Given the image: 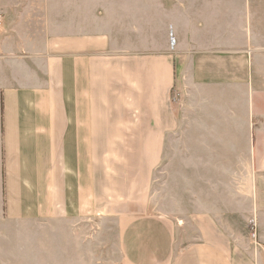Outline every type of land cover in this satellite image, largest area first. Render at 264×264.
Returning <instances> with one entry per match:
<instances>
[{"label": "crops", "instance_id": "0c3cea01", "mask_svg": "<svg viewBox=\"0 0 264 264\" xmlns=\"http://www.w3.org/2000/svg\"><path fill=\"white\" fill-rule=\"evenodd\" d=\"M0 213L105 214L121 264H264V0H0Z\"/></svg>", "mask_w": 264, "mask_h": 264}, {"label": "rangeland", "instance_id": "374dc122", "mask_svg": "<svg viewBox=\"0 0 264 264\" xmlns=\"http://www.w3.org/2000/svg\"><path fill=\"white\" fill-rule=\"evenodd\" d=\"M104 215L63 220L41 214L36 220H11L0 213V264H121L115 219ZM248 223L237 227L244 236L242 249L249 252L257 239L264 251L256 222Z\"/></svg>", "mask_w": 264, "mask_h": 264}, {"label": "built area", "instance_id": "2783aa9c", "mask_svg": "<svg viewBox=\"0 0 264 264\" xmlns=\"http://www.w3.org/2000/svg\"><path fill=\"white\" fill-rule=\"evenodd\" d=\"M173 41V40H172Z\"/></svg>", "mask_w": 264, "mask_h": 264}]
</instances>
